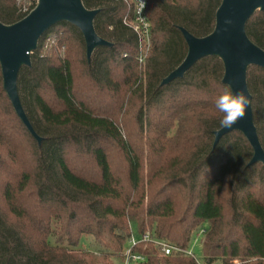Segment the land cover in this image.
<instances>
[{
    "label": "trees",
    "instance_id": "trees-1",
    "mask_svg": "<svg viewBox=\"0 0 264 264\" xmlns=\"http://www.w3.org/2000/svg\"><path fill=\"white\" fill-rule=\"evenodd\" d=\"M81 1L99 9L94 30L112 45L87 61L81 33L67 22L39 38L17 90L40 146L14 112L0 71V148L10 164L17 148L25 153L17 171L0 153V264H122L132 226L137 239L187 249L203 224L199 263L139 242V264H264V166L247 165L252 148L238 131L213 147L223 115L215 99L229 89L221 61L202 58L160 86L186 54L179 28L210 33L220 0H147L144 64L122 23L127 2ZM24 16L16 0H0V22ZM245 32L264 50V11ZM246 79L264 150V68L249 66ZM83 237L93 249L78 247Z\"/></svg>",
    "mask_w": 264,
    "mask_h": 264
},
{
    "label": "water",
    "instance_id": "water-1",
    "mask_svg": "<svg viewBox=\"0 0 264 264\" xmlns=\"http://www.w3.org/2000/svg\"><path fill=\"white\" fill-rule=\"evenodd\" d=\"M264 11V0H220L215 11L214 27L210 33L196 37L180 27L186 44L182 61L160 81V86L182 78L200 59L214 56L223 66L222 82L233 93H240L248 100L243 117L230 128L213 131V147L227 133L240 132L252 148L248 166H264V150L253 122L252 95L247 86L249 66L264 68V50L250 40L245 32L248 19ZM99 9H87L81 0H37L28 14L12 24L0 22V71L3 89L19 120L40 146L42 137L33 129L20 102L17 76L23 67H30V54L36 49L39 38L51 26L67 22L76 27L83 38L85 56L90 60L93 51L112 43L101 38L94 30L93 19Z\"/></svg>",
    "mask_w": 264,
    "mask_h": 264
},
{
    "label": "built area",
    "instance_id": "built-area-1",
    "mask_svg": "<svg viewBox=\"0 0 264 264\" xmlns=\"http://www.w3.org/2000/svg\"><path fill=\"white\" fill-rule=\"evenodd\" d=\"M20 1V0H17ZM118 1V0H115ZM128 4V14L122 18V23L127 28L133 32L136 37L138 44V62L141 64L145 63L149 48H150V33L151 25L148 21L145 10L147 7V0H125ZM34 5L37 0H32ZM21 11V9H20ZM30 12H24L23 14H28ZM125 56V54H124ZM203 230H199V235H202ZM139 242H152L163 255H184L194 258L198 263L199 259L195 258L190 248L183 249L178 246L170 245L162 240L151 239L147 234H144L141 239H134L132 236L129 240L128 247L123 252L122 264H139L145 260L144 254L135 253L133 247ZM236 263V261H234Z\"/></svg>",
    "mask_w": 264,
    "mask_h": 264
},
{
    "label": "rangeland",
    "instance_id": "rangeland-1",
    "mask_svg": "<svg viewBox=\"0 0 264 264\" xmlns=\"http://www.w3.org/2000/svg\"><path fill=\"white\" fill-rule=\"evenodd\" d=\"M17 4H18V6L21 9L20 12L23 14L24 12L29 11L30 6L33 4V2H32V0H20V1H17ZM58 52L62 54L64 52L63 48L59 49ZM77 72H78V70H77ZM17 152H18L17 162L15 161L14 163L10 164L8 162V157H7V154H6V150L3 149V147H2V149L0 148V153L3 155V157H4V155L6 157V160L5 161H6V163H8L7 165L9 167H11V168L13 167L14 170H16V171L20 169V167H19V164H20V162H19V156L20 157L25 156V153H23V145H22V147H20V149L17 148ZM122 168H123V165H122L121 161H119L118 164H117V169L119 171H122ZM3 176H6V174L0 175L1 178ZM200 228L201 229H206V224H203ZM132 237L134 239H137L136 232H135V227L134 226H132ZM201 240H202V235H199V230H197L192 235L191 240H190V245H189V248H190L191 252L193 253V255L195 256V258H197V259H200L201 258V254H202L201 253V247H200ZM94 246H95V243L89 237H83L80 240V243H79V246L78 247L81 248V249H93ZM120 261H121V259H119V260L114 259L115 264H121ZM237 262H238V260H236V263Z\"/></svg>",
    "mask_w": 264,
    "mask_h": 264
},
{
    "label": "clouds",
    "instance_id": "clouds-1",
    "mask_svg": "<svg viewBox=\"0 0 264 264\" xmlns=\"http://www.w3.org/2000/svg\"><path fill=\"white\" fill-rule=\"evenodd\" d=\"M247 105L248 100L244 95L225 89L215 99L216 109L223 114L219 120V126L230 128L239 118L243 117Z\"/></svg>",
    "mask_w": 264,
    "mask_h": 264
}]
</instances>
